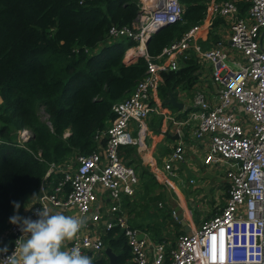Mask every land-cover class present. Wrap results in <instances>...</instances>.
I'll return each instance as SVG.
<instances>
[{
	"label": "built area",
	"instance_id": "built-area-1",
	"mask_svg": "<svg viewBox=\"0 0 264 264\" xmlns=\"http://www.w3.org/2000/svg\"><path fill=\"white\" fill-rule=\"evenodd\" d=\"M139 1L131 23L110 24L107 36H127L137 46L142 45L145 69L141 77L128 95L111 104L113 117L105 129L94 134L95 148L76 154L73 167L51 190H45L42 183L38 185L27 217L37 219L35 212L42 208L51 212L52 206L73 207L72 216L86 223L102 219L105 230L121 227L136 264H163L164 242H153L145 234L138 237L143 231L127 223L120 207L122 195L132 196L137 191L139 177L135 168L123 161L119 147L133 144L141 148L147 131L145 119L154 112L169 122L178 138L160 165L154 157L146 159L157 182L175 190L171 176L185 159L180 137L187 130L199 147L201 162L221 166L228 183L223 205L190 232L176 236L165 264H264V0H243V15L239 14L238 0L208 1L199 21L153 56L145 51L146 36L180 19L182 5L178 0ZM215 15L228 21V45L219 37L202 47L198 33L211 24ZM190 51L200 67L202 61L209 63V89L197 86L186 113L176 117L166 111L155 92L162 80L161 72L178 68L179 60ZM130 122L134 123V134ZM28 131L26 127L17 129V143L28 137ZM101 136L105 137L104 144L99 142ZM64 182L69 189L60 199L58 192ZM98 188L109 197L106 209L99 207ZM22 235L19 226L8 219L0 230V249L7 246L8 251L0 253V260L14 252ZM102 246L101 237L82 229L66 245L69 250L79 247L84 255Z\"/></svg>",
	"mask_w": 264,
	"mask_h": 264
},
{
	"label": "trees",
	"instance_id": "trees-1",
	"mask_svg": "<svg viewBox=\"0 0 264 264\" xmlns=\"http://www.w3.org/2000/svg\"><path fill=\"white\" fill-rule=\"evenodd\" d=\"M178 1L183 6L181 18L149 33L145 41L148 55L157 54L202 18L206 0ZM139 2L0 0V230L14 214L12 202L22 204L23 197L36 192L50 163L65 162L72 153L85 154L95 148L94 134L105 129L113 117L111 104L128 95L141 77L145 69L142 55L133 61L123 60L124 50L136 41L127 36H107L110 24L131 23ZM244 5L240 4V9ZM200 68L190 51L179 60L178 68L161 72L156 93L162 103L174 108L165 100L169 92L175 96L176 89L191 88L199 81ZM38 107L46 113L48 123L39 118ZM157 115L147 122L152 129L159 125L161 115ZM21 127L29 128L31 134L17 143L15 131ZM65 130L68 133L63 136ZM99 142L104 144L105 137ZM135 151L133 144L119 147L123 161L138 174L143 199L150 186L159 184ZM59 177L60 173L54 174V182ZM227 185H223L225 195ZM143 203L138 205L142 208L137 211L139 218L135 214L130 224L148 230L151 241L164 242L165 264L174 239L185 231L177 219H171L173 234H161V220L145 221ZM189 209H193L191 205ZM213 212L214 208L202 219ZM191 213L198 224L202 219L195 208ZM101 238L116 253L119 264H136L127 262L131 251L121 227L104 230ZM97 263L108 264L102 255Z\"/></svg>",
	"mask_w": 264,
	"mask_h": 264
},
{
	"label": "crops",
	"instance_id": "crops-1",
	"mask_svg": "<svg viewBox=\"0 0 264 264\" xmlns=\"http://www.w3.org/2000/svg\"><path fill=\"white\" fill-rule=\"evenodd\" d=\"M208 1H210V0H206L204 12L207 10L206 8H207ZM242 3L245 5L242 9H240V4H242ZM237 6L239 9V14L243 15L245 13L246 3L243 0H238ZM182 8H183V6H182ZM216 20H218L217 23H215ZM212 33H213V35L211 37L210 34H212ZM228 33H229L228 21L219 15H215L212 19L211 24L207 27L202 28L199 31L197 40L202 47H208L215 40V38L222 37V38H224L226 45H228V43H227ZM138 47L139 46H137L136 43L127 47L123 53V60L127 61V62L133 61L136 58V56L141 55L142 50H141V48L138 49ZM144 47H145V42H144ZM135 48L138 51V53H136ZM130 49H131L130 54L126 55L128 50H130ZM231 55H235L233 51L231 52ZM209 71H210L209 63L207 61H202L201 62V68L199 71V76H198L199 81L196 82L194 85H192V87L189 89H185V88L184 89H180V88L176 89L175 96L172 94L177 101L182 103L181 107H176L173 105L174 106V108H173V107H169L166 104H163L161 99L158 97L157 93L155 92L156 93L155 96H156L157 100H159L161 102V104L163 105V107L166 109V111L168 113L173 114L174 116L184 115L186 113L187 109L189 108L190 98H191V94L193 93V91L196 89H199V87H204L206 90L209 89V82H208L209 81V77H208ZM203 76L205 78H203ZM197 86H199V87H197ZM167 98H168V96H167ZM152 115H155L156 117L159 116L157 114H154V112H151L147 115V117L145 119L147 131H146L144 138H143L144 144L142 145L141 148L137 147L136 151H135V154L140 157L141 163L146 168H147L146 159L148 157H154L157 164L160 165L162 160L164 159L166 153L171 149V147L174 145L175 141L178 139L177 137H172V136H174V133L172 132V129L169 125V122L167 120H165L164 118H162L161 116L159 119V125L156 126L155 129H152L151 127H149L147 122L152 117ZM130 126L132 127L131 133L134 134L135 133L134 123L130 122ZM180 139L183 141V145H184L183 146V148H184L183 154L185 155V159H184V161H182L177 166L175 174L171 176V179L174 183L175 190H171V188H166L161 183L156 181L160 186L159 185L158 186H155V185L150 186L149 190L146 192L147 194H145L143 196V199H142L140 197V195L142 193V186H141V183L139 180V182H138V188L139 189H137L139 191H137L136 194H134L132 196H127V195L121 196L120 207L123 209L125 216H126V221L130 226L136 227V226L130 224V220L132 218H134L135 214H136L135 215L136 218H139V215H137V211L142 209V208L140 209V206H138L139 204H141L140 202L143 201V202L150 204L149 203L150 199L158 198V202H157V205L159 206L158 208L152 207V210H153L152 211L151 209H148V206L146 207V210H147L146 216L147 217L145 218V221L149 220V218H152L153 220H156V221L161 220V223L159 225V232L161 234H164L165 233L164 229H165L167 220L172 219L173 216L171 213H173V211L180 206V205L179 206L174 205V207L172 206V208L167 209V206L165 205L164 201L167 198V193L172 198L173 197L179 198V193L182 194V190L179 187L187 185L185 183V181L183 179H181L184 174L193 175V173L197 171L198 174L196 173L195 177L189 176V177L193 178V181L190 183H195V184H197V182H195V179H196V181L199 180V182L200 181H202V182L207 181V183H211V184H213L216 180H219L218 181L219 186L221 188H223L225 191V187L223 185H226L227 180L225 179L223 172H222V174H216L213 171L217 167L216 164H214V163L203 164L201 162L200 154H199V151L197 148L198 146L195 143H193L194 140H193V138L190 137V134L187 130L184 131V133L182 134ZM198 144L201 145V142ZM188 149L190 151H188ZM76 154L77 153L74 154V158H75ZM66 161H67V159H66ZM66 161L65 162L62 161V162H58V163H50L47 166L46 171L44 172V175H43L41 182H40L43 184L45 190H51L59 181L62 180L63 174L65 172H68L72 168V166L74 165V162H73V165L70 168H68L65 165ZM147 169L149 170V168H147ZM56 173H60L61 177H59L54 182V174H56ZM212 179H214V180H212ZM66 184H67V182H64L61 185L60 191L58 192V198H60V199H63L65 197V195L69 189L68 184H67V188H66V186H65ZM199 186H200V184L199 185L197 184L196 187H199ZM156 188H158V189L155 190ZM36 196H37V190H36V192L31 193V194L26 196L27 199L22 201V204H21V207L19 210V215H21L23 217H27L28 210H29L31 204L36 200ZM182 196L184 199H186L183 194H182ZM97 197H98V201L100 203L99 207L106 209L109 206V197H108L107 193L104 190H102L101 188H98ZM189 198H191V197H189ZM208 202H212V200L209 199ZM223 203H224V200L222 203L218 204V202H216V204L212 205V208H214V212L216 210H219V208L223 205ZM185 204H186V201H185ZM130 207H133V209H131V211H129ZM191 207H193V206H191ZM212 208L210 209V211L212 210ZM74 211L75 210L73 207L72 208H65L62 206H52L51 207V213H53V214L59 212V213L65 214V215L72 216ZM158 211H161V212H158ZM167 211L169 212L168 215H166L164 218H162V215ZM189 211H190V214L192 216L193 215L191 213L192 210L189 209ZM167 217H168V219L166 220ZM153 220H150V221L153 222ZM102 221H103L102 219H100L96 222L89 221V222L85 223L82 230L83 231H93L99 237H101L103 234V231L105 230L101 224ZM192 222L195 224V226H193V227L190 225L189 222H186L188 227L190 228V230L196 228L199 224V223L197 224L196 222H194L193 218H192ZM142 231H143V234L146 235V237L150 238L148 230H142ZM101 240H102V238H101ZM174 241H175V239H174ZM167 242L168 241H166V243ZM66 245H67V242H66ZM105 247L106 246L103 244V246L100 250H97L94 252H87V255L92 258L93 264H98L97 261H98V258L100 257V255H102L103 258H106V261L108 263V257L104 251ZM107 247H109V246H107ZM110 250H112V249L110 248ZM115 257H116V253H115ZM129 260L133 261L131 258H129L127 260V262H130Z\"/></svg>",
	"mask_w": 264,
	"mask_h": 264
},
{
	"label": "clouds",
	"instance_id": "clouds-1",
	"mask_svg": "<svg viewBox=\"0 0 264 264\" xmlns=\"http://www.w3.org/2000/svg\"><path fill=\"white\" fill-rule=\"evenodd\" d=\"M14 214L9 218L18 225L23 235L16 241L11 255H5L0 264H93L91 257L82 254L79 247L70 250L67 241H72L84 227L83 218L51 213L49 209L36 210L37 219L19 215L21 204L13 201ZM7 246L0 253H7Z\"/></svg>",
	"mask_w": 264,
	"mask_h": 264
},
{
	"label": "rangeland",
	"instance_id": "rangeland-1",
	"mask_svg": "<svg viewBox=\"0 0 264 264\" xmlns=\"http://www.w3.org/2000/svg\"><path fill=\"white\" fill-rule=\"evenodd\" d=\"M210 35H213V33ZM135 50H136V48H135ZM136 53H138L137 50H136ZM126 55H127V53H126ZM37 114L42 121L48 123L47 115L44 112V110L42 109V107H38ZM28 130H29V128H28ZM16 133H17V130L15 131V134ZM67 133H68V131L65 130L63 132V136H65ZM30 134H31V132L29 130L28 136H30ZM188 151H190V150L188 149ZM198 151H199V147H198ZM73 160H74V153L69 155L65 165L68 168H70L73 165V162H74ZM213 171L216 174H222L223 169L221 166H217L215 168V170H213ZM196 173L198 174L197 171L194 172L193 175L184 174L181 178L187 184V185L179 187L182 190V194L184 195V197L186 199H184L182 194H180V193H179V198H174V197L172 198L167 193V198L164 201L165 205L167 206V209L172 208V206L174 207V205H178V206L180 205L177 209H175L173 211V213H171L173 216L172 219H177L176 218L177 214L180 212V213H182V218L186 222H189L192 227L195 226V224L192 222V216H191L190 211H189L190 204H191V206H193L195 208V210L197 211V217L200 218V220H201L203 218V216L210 211V209L212 208V205L216 204V202H218V204L222 203L224 200V197H225V194H224L225 191L223 188H221L219 186V183H218L219 180H216L213 184H211V183H207V181H204V182L200 181L199 182V180L196 181V179H195V182H197L198 185L200 184L199 187H196L197 184H195V183L188 182L187 178L189 176L195 177ZM212 180H214V179H212ZM157 189L158 188H156L155 190H157ZM189 197H191V198H189ZM23 199L26 200L27 197H23L22 200ZM209 199H211L212 202H208ZM184 200L186 201V204H185ZM157 202H158V198L150 199L149 200L150 204L146 203V207L148 206V209H151V210H152V207L158 208L159 206L157 205ZM140 203L143 206L145 205V203H143V201H141ZM193 207H191V209ZM140 209H141V207H140ZM158 212H161V211H158ZM167 219H168V217L166 218V220ZM164 231H165L164 234H168V232H169L170 236L173 234V221L171 222V220H169V219L167 220Z\"/></svg>",
	"mask_w": 264,
	"mask_h": 264
},
{
	"label": "water",
	"instance_id": "water-1",
	"mask_svg": "<svg viewBox=\"0 0 264 264\" xmlns=\"http://www.w3.org/2000/svg\"><path fill=\"white\" fill-rule=\"evenodd\" d=\"M148 36H149V34L146 36L145 41L147 40ZM166 102H168V103H170V104H172V105H174V106H176V107H181V106H182V103L179 102V101H177V100L174 98V96L172 95L171 92H169V94H168V98H166ZM157 129H158V128H157ZM172 137H177V135L174 134V136H172ZM176 218H177V220L179 221L180 225L182 226V229H183L185 232H190V231H191V230L189 229L187 223H186V222L184 221V219L182 218V214H181L180 212L177 214V217H176ZM142 235H143L142 232H139V233L137 234L138 237H141ZM104 251H105V253L107 254V257H108V264H118L117 261H116L115 253H114L112 250H110L109 247L106 246V247L104 248Z\"/></svg>",
	"mask_w": 264,
	"mask_h": 264
},
{
	"label": "bare ground",
	"instance_id": "bare-ground-1",
	"mask_svg": "<svg viewBox=\"0 0 264 264\" xmlns=\"http://www.w3.org/2000/svg\"><path fill=\"white\" fill-rule=\"evenodd\" d=\"M140 48H142V45L138 47V49H140ZM130 52H131V49L128 50L127 55L130 54Z\"/></svg>",
	"mask_w": 264,
	"mask_h": 264
}]
</instances>
